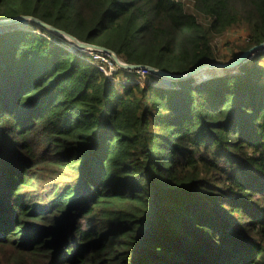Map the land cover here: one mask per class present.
<instances>
[{
	"label": "trees",
	"instance_id": "trees-1",
	"mask_svg": "<svg viewBox=\"0 0 264 264\" xmlns=\"http://www.w3.org/2000/svg\"><path fill=\"white\" fill-rule=\"evenodd\" d=\"M19 15L174 75L264 43V0H0ZM26 25L0 29V264H264V52L114 86Z\"/></svg>",
	"mask_w": 264,
	"mask_h": 264
},
{
	"label": "water",
	"instance_id": "water-1",
	"mask_svg": "<svg viewBox=\"0 0 264 264\" xmlns=\"http://www.w3.org/2000/svg\"><path fill=\"white\" fill-rule=\"evenodd\" d=\"M28 23L36 24L38 27L62 38L63 40L67 41L71 46H74L78 49L106 52L112 58L113 62L121 69L132 71V70H137V69L141 68L140 65L122 63L113 51L106 49L104 47H101V46L81 42L78 39H76L75 37L71 36L70 34H67L64 31L58 30V29L44 23L43 21L32 17V16L19 15V16L9 18V19H0V29H6V27H10V28H12V30L21 29L20 25H26ZM259 52H264V43H261L259 45H255V46L251 47L247 51L241 53L238 57H236L235 60H233L231 62H227V63L216 62V63L205 64V65L197 66V67L193 68L192 70L186 72L185 74H178V75L170 74V73L152 68L150 66H146L145 68L150 73H152V74H154V75H156V76H158L164 80H167L170 82H177V81L185 80V79H189V78L195 79V76L199 72L206 70V69H213V68L223 69V70L228 71V72H225L223 74L233 73L235 70L238 69V67L240 65L246 63L256 53H259ZM215 76H218V75H215Z\"/></svg>",
	"mask_w": 264,
	"mask_h": 264
},
{
	"label": "built area",
	"instance_id": "built-area-1",
	"mask_svg": "<svg viewBox=\"0 0 264 264\" xmlns=\"http://www.w3.org/2000/svg\"><path fill=\"white\" fill-rule=\"evenodd\" d=\"M69 52L76 55L78 58L86 61L87 63L91 64L95 68L102 73L106 79L111 82L114 86H118L119 84L122 85H145L146 83H151L153 85L162 86L165 88H171L169 84L170 81L161 80L160 77L150 73L144 66H141L140 69L137 70H126V72L131 73L134 78L132 80H126L122 74L120 73L121 69L119 68L112 60V58L106 53L102 51H95V50H81L74 46H71L69 43L67 44ZM124 63V62H122ZM156 78V80H151L150 77ZM123 77V78H121Z\"/></svg>",
	"mask_w": 264,
	"mask_h": 264
},
{
	"label": "rangeland",
	"instance_id": "rangeland-1",
	"mask_svg": "<svg viewBox=\"0 0 264 264\" xmlns=\"http://www.w3.org/2000/svg\"><path fill=\"white\" fill-rule=\"evenodd\" d=\"M24 26H27V25H24ZM245 36H246V34L242 30H229L228 32L225 33L224 36L215 39V46L219 49V53L224 58L227 57V59L225 60L226 63L230 62V60L228 58L229 54H230V50H231L229 44L232 43L234 46H242L244 44V41H245L244 40ZM55 37H57V36H55ZM65 42H66V43H64L65 45L68 44L67 41H65ZM233 50L236 54H238L239 51L237 48H235ZM220 63H223V62H220ZM121 78H123V77H121ZM161 80H162V78H161ZM82 223L84 224L85 221L82 220Z\"/></svg>",
	"mask_w": 264,
	"mask_h": 264
},
{
	"label": "bare ground",
	"instance_id": "bare-ground-1",
	"mask_svg": "<svg viewBox=\"0 0 264 264\" xmlns=\"http://www.w3.org/2000/svg\"><path fill=\"white\" fill-rule=\"evenodd\" d=\"M214 70L216 71V70H223V69H215V68H213V69H206V70H203V71L199 72L197 75L202 74V73H204V72H206V71H214ZM223 71H227V70H223ZM197 75H196V76H197ZM196 76H195V77H196Z\"/></svg>",
	"mask_w": 264,
	"mask_h": 264
},
{
	"label": "crops",
	"instance_id": "crops-1",
	"mask_svg": "<svg viewBox=\"0 0 264 264\" xmlns=\"http://www.w3.org/2000/svg\"><path fill=\"white\" fill-rule=\"evenodd\" d=\"M264 63V62H263Z\"/></svg>",
	"mask_w": 264,
	"mask_h": 264
}]
</instances>
